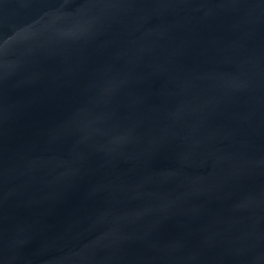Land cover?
<instances>
[{"label": "water", "instance_id": "water-1", "mask_svg": "<svg viewBox=\"0 0 264 264\" xmlns=\"http://www.w3.org/2000/svg\"><path fill=\"white\" fill-rule=\"evenodd\" d=\"M0 264H264V0H0Z\"/></svg>", "mask_w": 264, "mask_h": 264}]
</instances>
